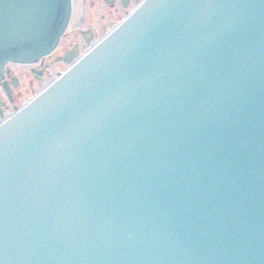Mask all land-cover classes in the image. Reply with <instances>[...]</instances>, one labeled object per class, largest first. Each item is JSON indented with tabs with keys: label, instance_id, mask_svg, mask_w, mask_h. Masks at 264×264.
I'll use <instances>...</instances> for the list:
<instances>
[{
	"label": "water",
	"instance_id": "95a60500",
	"mask_svg": "<svg viewBox=\"0 0 264 264\" xmlns=\"http://www.w3.org/2000/svg\"><path fill=\"white\" fill-rule=\"evenodd\" d=\"M22 0L23 8L17 9L12 5V0H0V10L3 9L5 16H0V69L3 63L9 59H20L22 61L33 60L38 54L46 53L57 41V33L54 31L60 25L61 19L66 18V10L63 9L62 1L60 4L50 10L52 17L51 24L46 32L36 35L37 26L35 18L31 19L32 14L38 12L32 9V5L37 2L44 4H57L60 0ZM161 1L154 9H147L148 19L143 17L145 24L139 23L134 34L138 33L145 25V29L150 26L155 38H161L163 42L159 49L144 47L142 40L134 42L126 37L121 39V48H124L115 54L108 55L104 59V68L110 67V75H117L122 67H127L130 62L133 67L144 71V64L152 63L158 71L159 78L161 74H166L164 80L160 81L161 92L172 90L173 100L181 98V106L187 111L190 117H195L198 129L195 136L183 139L175 149L169 153L177 157L178 164H189L191 174L194 169H201L203 177L194 181H201V188L192 182L190 176L183 179L179 171L172 167L165 169V174L159 171L160 181L154 185L155 190L162 189L166 198L189 197L191 195L201 200V203L207 200L210 195L217 196V204L223 207L233 223H240L241 218L245 225L248 218L254 216L260 219L256 224L263 229L264 226V0H159ZM11 8V9H10ZM16 8L12 14V9ZM28 8V9H27ZM11 13H9V11ZM32 11V14H30ZM147 15V14H146ZM2 23V24H1ZM148 25H147V24ZM4 25V26H2ZM7 28H3V27ZM141 26V27H140ZM60 27V26H59ZM39 29V27H38ZM44 37V38H43ZM164 42H168L166 45ZM42 46V47H41ZM136 47V50H135ZM128 52V54H125ZM153 52V56L151 53ZM110 56V57H109ZM149 59V61H148ZM223 67L220 76L222 79L212 83L210 75L214 73L208 66ZM117 66V67H116ZM149 65L145 68L147 70ZM90 70V69H89ZM114 71V72H113ZM217 71H220L217 68ZM92 75H98L99 69H91ZM150 74V72H148ZM178 80L186 82L178 84ZM200 77L197 81L196 77ZM97 77V76H94ZM114 78V76H112ZM116 77V76H115ZM133 77V76H129ZM83 82L78 83L82 92L81 109L90 105V99L85 95L92 90V84L95 78L88 77ZM88 84H85L87 83ZM107 83V82H106ZM85 84V85H84ZM141 86V83H139ZM172 84L171 88L170 85ZM115 86L104 85V89L110 95L116 96L121 91L125 92L124 84L114 82ZM192 86V87H191ZM186 89V93L181 89ZM141 91L142 88H139ZM193 92L192 102L189 103L187 91ZM120 94V92H119ZM115 98H123L121 95ZM196 94V95H195ZM195 95V97H194ZM164 108H169L171 97L167 94L161 97ZM84 100V101H83ZM106 102V101H105ZM97 100L99 110L104 107ZM229 103V105L227 104ZM79 100L73 106V110L79 109ZM244 104V105H243ZM108 106V105H106ZM105 106V107H106ZM247 110L251 116L258 114L256 120L240 119L241 107ZM61 109L55 101L49 105L46 110L48 118L58 114ZM106 112L109 113L107 110ZM153 109L148 106L147 116L150 118ZM63 115V114H62ZM110 123L117 125L124 121L121 117H127V125L122 131L115 134L114 129H109L111 135L104 148L108 149L107 158H117V152L120 147L132 146L133 141L128 138L123 144L124 135L131 131L143 128L147 122H139L143 117V112L138 110L130 113L127 109L121 108L111 113ZM252 119H254L252 117ZM84 125L90 124L93 128L95 122L91 118L79 121ZM107 124V123H106ZM106 124L99 123L97 126L107 128ZM124 126V123L122 124ZM249 127V128H243ZM250 131V132H249ZM105 132V133H107ZM187 132L184 129V133ZM249 132V133H248ZM154 139L156 146L159 140ZM114 141V142H113ZM56 145L51 143L49 146ZM115 149H118L115 151ZM99 153L98 150H96ZM127 167H122L123 174ZM206 170L220 173V177L206 176ZM216 176V175H215ZM122 177V175H118ZM132 184V179H126ZM191 180V181H189ZM221 186L213 182L221 183ZM198 194V195H197ZM84 202V199H80ZM103 201V200H102ZM101 198L91 196L90 203L95 208L90 207L85 217L98 226L103 221V210ZM104 202V201H103ZM85 203V202H84ZM46 204V203H45ZM46 209L50 207L46 204ZM158 226L165 225L166 221L157 222ZM170 226L172 225L169 223ZM175 228V227H174ZM193 234V233H191ZM185 236V234H183ZM182 237V236H181ZM147 242V241H146ZM152 242H158L156 238ZM163 242V241H162ZM144 247L141 246L140 248ZM264 249V245H263ZM195 264V263H194ZM201 264H219L211 260L203 261Z\"/></svg>",
	"mask_w": 264,
	"mask_h": 264
},
{
	"label": "rangeland",
	"instance_id": "374dc122",
	"mask_svg": "<svg viewBox=\"0 0 264 264\" xmlns=\"http://www.w3.org/2000/svg\"><path fill=\"white\" fill-rule=\"evenodd\" d=\"M82 5H84L86 8L84 10L83 16L85 17V19H87V22L92 21V22L97 23L99 14L101 12L104 13L106 11L105 9L102 8V2L101 1L96 0L94 3V1H90V2L85 1L84 2V0H83ZM122 15H123V13H122ZM100 19L102 21L104 18H100ZM87 22H82V25L85 26V24ZM104 23H106V22L104 21ZM106 25H107V23H106ZM102 33H101V30L100 31H97V30L94 31L93 32V34H94L93 39L99 38ZM68 43H69V40H66L65 45L67 46ZM14 67L15 66H13V68ZM56 67L59 69H62L65 67V65H64V63L61 62V63H58V65ZM15 70H17L18 73L23 76V80H24V84H25V89H23V90L21 89L22 84L20 85V87L18 89V95H16V101L15 102L19 103L20 100L23 98V96L28 97V96L32 95L34 92H36L38 87H36L35 84H31V82H28V80L26 79L27 75L24 74L26 72L24 66L23 67H20V66L15 67Z\"/></svg>",
	"mask_w": 264,
	"mask_h": 264
},
{
	"label": "bare ground",
	"instance_id": "6f19581e",
	"mask_svg": "<svg viewBox=\"0 0 264 264\" xmlns=\"http://www.w3.org/2000/svg\"><path fill=\"white\" fill-rule=\"evenodd\" d=\"M93 45V44H92Z\"/></svg>",
	"mask_w": 264,
	"mask_h": 264
}]
</instances>
